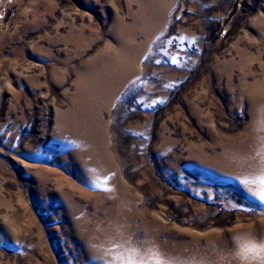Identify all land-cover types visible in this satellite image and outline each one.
Returning <instances> with one entry per match:
<instances>
[{
	"label": "rangeland",
	"instance_id": "1",
	"mask_svg": "<svg viewBox=\"0 0 264 264\" xmlns=\"http://www.w3.org/2000/svg\"><path fill=\"white\" fill-rule=\"evenodd\" d=\"M262 193L264 0H0V264H264Z\"/></svg>",
	"mask_w": 264,
	"mask_h": 264
},
{
	"label": "snow or ice",
	"instance_id": "2",
	"mask_svg": "<svg viewBox=\"0 0 264 264\" xmlns=\"http://www.w3.org/2000/svg\"><path fill=\"white\" fill-rule=\"evenodd\" d=\"M105 190H107V189H105ZM259 198L261 201H264V193H262Z\"/></svg>",
	"mask_w": 264,
	"mask_h": 264
}]
</instances>
